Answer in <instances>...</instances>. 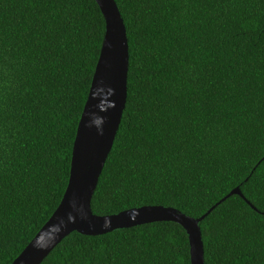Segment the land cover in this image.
<instances>
[{"label":"trees","instance_id":"trees-1","mask_svg":"<svg viewBox=\"0 0 264 264\" xmlns=\"http://www.w3.org/2000/svg\"><path fill=\"white\" fill-rule=\"evenodd\" d=\"M127 95L97 215L199 217L204 264H264V0H114ZM104 34L94 0H0V264L58 205ZM248 201V202H247ZM40 264H190L176 222L72 231Z\"/></svg>","mask_w":264,"mask_h":264},{"label":"water","instance_id":"water-1","mask_svg":"<svg viewBox=\"0 0 264 264\" xmlns=\"http://www.w3.org/2000/svg\"><path fill=\"white\" fill-rule=\"evenodd\" d=\"M94 1L104 19V34L77 123L68 181L55 210L10 264H40L52 248L72 231L99 235L155 221L178 223L188 238L190 264H204L199 222L226 197L232 194L243 197L239 186L232 188L199 217H191L163 205H142L108 215H97L91 210V198L125 107L128 70V42L117 5L114 0Z\"/></svg>","mask_w":264,"mask_h":264}]
</instances>
